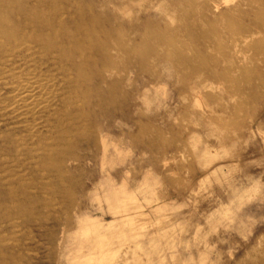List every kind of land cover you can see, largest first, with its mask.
<instances>
[{"label": "rangeland", "instance_id": "1", "mask_svg": "<svg viewBox=\"0 0 264 264\" xmlns=\"http://www.w3.org/2000/svg\"><path fill=\"white\" fill-rule=\"evenodd\" d=\"M0 264H264V0H0Z\"/></svg>", "mask_w": 264, "mask_h": 264}]
</instances>
